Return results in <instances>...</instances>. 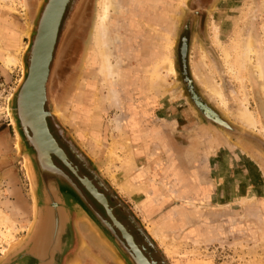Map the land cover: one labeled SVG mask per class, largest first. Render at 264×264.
<instances>
[{
	"label": "rangeland",
	"instance_id": "obj_1",
	"mask_svg": "<svg viewBox=\"0 0 264 264\" xmlns=\"http://www.w3.org/2000/svg\"><path fill=\"white\" fill-rule=\"evenodd\" d=\"M47 1L0 0V214H7L0 264L34 218L9 102ZM99 1L83 0L66 29L70 0L62 20L48 87L59 116L48 117L52 132L102 189L104 180L125 225L158 264H264V0H117L120 8L105 23L112 61L120 62V107L92 59ZM8 55L16 60L11 67ZM191 88L218 120L198 107ZM244 109L254 125L242 118ZM71 137L91 161L74 154ZM88 229L86 261L67 263L122 264Z\"/></svg>",
	"mask_w": 264,
	"mask_h": 264
},
{
	"label": "water",
	"instance_id": "obj_2",
	"mask_svg": "<svg viewBox=\"0 0 264 264\" xmlns=\"http://www.w3.org/2000/svg\"><path fill=\"white\" fill-rule=\"evenodd\" d=\"M83 1L76 0L72 3L73 7L71 8V15L68 17L67 28L70 25V19L72 16H75L76 12L80 8ZM53 4V0H48L40 9V14L37 19V28L33 31L32 37L30 39L29 46L24 55L23 65H24V74L23 77L15 89L14 94L11 97L9 102V111L11 116V121L14 126V129L18 137V147L20 154L25 159V165L27 169V174L31 186V193L33 197V211L34 218L30 224V229L27 235L18 243L16 249H14L11 256L7 257L2 264H62L64 256L67 252L73 247L74 244V233L72 229V216L75 215V220H78L80 214H84L86 217L94 218V224L99 227L97 230L103 235L106 241L108 240L106 234L109 233L111 236L108 240V246L110 249L118 256L122 264H157L156 261H149V258L144 255L141 248L134 240V236L128 231L126 226L122 224L112 212V209L109 206L108 198L99 192L96 188L90 186V182L87 181V177H83L79 174L77 168H75L68 160V154L64 151L63 148L59 146L58 141L55 139V145L52 144L50 138L45 134L44 126L47 131L51 134L49 128L48 117L52 116L55 119H58V113L54 108L49 105V92L48 87L50 83V77L52 74V68L54 63L57 61L59 55L58 33L60 31V26L62 19L65 16L64 13L68 10L70 5V0L66 2L61 11V16L57 21L56 26V35H55V52L53 58L50 60L51 66L44 73V100L42 108V118L38 119L36 112L32 110L31 104L29 101L25 100V94L30 90L32 81L36 75L35 70H37V55L38 49L42 46V35L44 24L47 21L48 12ZM78 5V6H77ZM75 7H78L76 12H74ZM74 14V15H73ZM72 21V20H71ZM59 39V37H58ZM186 53H187V39L184 38L182 45V58L183 65L186 68ZM41 65V64H40ZM39 65V67H40ZM186 73V71H185ZM187 81L191 80L187 77ZM191 93L195 103L198 107L209 117H214L219 119L217 114L212 110L206 103H204L199 95L191 88ZM34 109V107H33ZM44 130V131H43ZM53 135V134H52ZM44 142H47L48 148L43 151L42 146ZM51 142V143H50ZM69 144L74 151V154L80 158L84 163H87L90 160V157L84 152L82 147L76 142L72 137L69 139ZM46 146V147H47ZM44 154L41 160L39 155ZM54 156L60 159L81 181V183L86 187V189L106 208L107 214L110 216L113 221V225L109 223L102 215L92 206L88 201L86 196L83 194L82 190L77 186L73 179L58 165L54 160ZM42 163H45L52 176H48L42 167ZM51 179L52 185H47V181ZM99 180L102 181V179ZM103 184V183H102ZM105 187V185L103 184ZM95 187V186H94ZM48 196H50L48 198ZM117 198V194L115 195ZM54 198V199H53ZM57 199V201H56ZM53 200V201H52ZM124 208H126L130 214L131 218L134 220V212L126 205L123 200H120ZM53 202V203H52ZM56 202V203H55ZM54 205H56L54 207ZM55 208V209H54ZM45 212H51L53 215L51 218L45 217L43 214ZM83 215V216H84ZM134 215V216H133ZM47 220L44 222L48 227V224H51V228L58 226L59 229L55 235V242H52V237H45L47 252L39 255L35 252L29 251L28 247L32 246L33 238L32 235L35 232V229L40 224H43L44 219ZM135 221V220H134ZM93 222V221H92ZM115 226L120 230L121 236L117 234L114 230ZM142 231L144 235L149 239V243L155 248H158L154 236L143 226ZM77 236L81 240L82 234L78 229ZM99 235V234H98ZM100 236V235H99ZM47 239V240H46ZM112 245V246H111ZM143 249H146L145 246H142ZM79 247L78 250L79 251ZM45 251V250H44ZM122 251L128 253L133 262H127L121 256ZM127 255V254H126ZM130 259V260H131Z\"/></svg>",
	"mask_w": 264,
	"mask_h": 264
},
{
	"label": "bare ground",
	"instance_id": "obj_3",
	"mask_svg": "<svg viewBox=\"0 0 264 264\" xmlns=\"http://www.w3.org/2000/svg\"><path fill=\"white\" fill-rule=\"evenodd\" d=\"M67 1L68 0H53V4H52V6L49 9V12L47 14L48 15L47 21L44 24V28H43L42 46L38 49V55H37L38 57H37V60H36L38 69L35 70V73H36L37 76L34 77V79L32 81V85L30 86L31 87L30 90L25 94V100L30 102L32 110H34V112H36L35 115L38 116V119H41L42 118V114H43L42 113V108H43L42 105H43V100H44V96H43V94H44V89H43L44 78H43V76H44V73H46L47 69H49L50 66H51L50 60L53 58L54 52H55L54 40H55V35H56L57 21L59 20V17L61 16V11L63 9V6L66 4ZM81 1H83V0H81ZM77 8L78 7H75L73 13L76 12ZM119 8H120V4L118 3L117 0H100L99 1V14H98L99 15V19H98V22L96 23V28H95V31H94V39H95L96 45L93 48V52H92L93 53L92 59L97 60L98 62H100V64H99L100 65V70L102 71L104 79L108 83V90H107L108 91V95L107 96L109 97V100L111 101V103L113 105H115L116 107H120L121 102H122L120 97H119V91L116 88V82H117V79H118V76H119V69H120L119 65H120V62L119 61L118 62H113L112 61V55H111V50H110L111 42H110V38H109V31L110 30H109L107 24L105 23L106 22L105 20L112 13V11L116 12ZM65 13H64V15H65ZM63 19H64V17H63ZM71 20H72V16H71L70 22H71ZM57 36L59 37V33H58ZM58 37L56 38V41H58ZM250 42H249V44L247 43L248 45H246V47L248 49L247 51H251L252 52V48H251L252 43L250 44ZM15 61L16 60H15L14 56L8 55L7 56V60H6V65L8 67H11V65ZM39 65H40V67H39ZM262 89H263V92H264V86L262 87ZM33 107H34V109H33ZM241 116H242V118L245 119L246 124L254 125V123H255L254 121L255 120L252 117V115L250 114L249 110L247 111L246 109H244V111L242 112ZM122 121H123V116L118 115L116 117V126H118V127L121 126ZM43 128L45 130V134L50 138V141L52 142V144L55 145L54 141H55V139L58 141V139L56 138L55 134L52 132V129L50 128V125H49V128H50L51 134L47 131L45 126ZM52 136H54L55 139ZM16 143L18 145V142H16ZM58 143H59V141H58ZM47 145H48L47 142H44V145L42 146L43 151L46 150V148H48ZM59 146L61 148H63L60 145V143H59ZM64 151L66 152L65 149H64ZM43 155L44 154L39 155V158L44 161V159L42 158ZM56 163L58 164L57 161H56ZM42 167L44 168V170L46 171L45 173L48 176H52L53 175L50 172L49 167L45 163H42ZM73 181H74V179H73ZM87 181L90 182V186L92 188H96L99 192H101L96 187V185L93 184V182L90 179H87ZM101 183H103L105 185V187H104L105 189L104 188L103 189L105 191H107L106 189H108V186L105 184L104 180H102ZM47 185H52V180L51 179H49L47 181ZM77 186H78V184H77ZM101 193L106 196V194L104 192H101ZM83 194L85 195L84 192H83ZM49 197L50 196H48V198ZM86 198L88 199L87 196H86ZM56 201H57V199H56ZM88 201H89V199H88ZM55 206L56 205H54V207ZM43 215L45 217H48V219H49V218L52 217L53 214L51 212H45ZM83 215L80 214V217L77 220V221H80V225L86 224L88 226V227L87 226L86 227L89 228L93 233H95L96 235L99 234L100 236H98V235L97 236L99 237L100 242L102 244H107L108 245V243H109L108 240L112 243V241L110 240L111 236L109 235V233L106 234V237L108 239L106 241V239H104L103 235L99 232V230H97V228L99 229V227L96 224H95V226H93V224L95 223L94 222V218H89L88 216L86 217L85 215L84 216ZM45 217L43 218L44 219L43 224H40L41 226L37 227L35 229L34 234L32 235V238H33L32 246L28 247L29 251L35 252V253H37L39 255L47 252V248L48 247L45 244L46 241H44V238L45 237L49 238L51 236L52 240H53L52 242H55V240H56L55 239V235L57 234L59 229L61 230V228H59L58 226H54L53 229H52L51 228V226H52L51 224H48V227H47L46 224H44V222L47 220V218H45ZM74 217L75 216H72V219ZM1 220H7V214H3V213H2V215L0 214V221ZM91 223H93V224H91ZM116 228L117 227L115 226V228H114L115 231H116ZM126 228L128 229V226H126ZM44 234H45V237H44ZM84 237H86V236H84V234H83V236H81V238H82L81 241H79L80 242L79 245H80V249L81 250H83L87 246V244H86L87 242H86ZM113 246H115V245L113 244ZM149 261H150V259H149Z\"/></svg>",
	"mask_w": 264,
	"mask_h": 264
},
{
	"label": "flooded vegetation",
	"instance_id": "obj_4",
	"mask_svg": "<svg viewBox=\"0 0 264 264\" xmlns=\"http://www.w3.org/2000/svg\"><path fill=\"white\" fill-rule=\"evenodd\" d=\"M61 145V144H60ZM63 148H65L63 145H61ZM66 149V148H65ZM66 152L68 154V160L69 162L75 167L77 168L79 174L83 177H87L88 179H90L94 185H96V187L101 191L104 192L106 194V196L108 197V193H106V191L104 189H102L99 184L97 183L96 179L92 177V175L83 172L81 170V168L79 167L78 163L74 160V158L71 156L70 152L66 149ZM63 168L67 171V173L74 179V181L78 184V186L81 188V190L85 193V195L88 197V199L90 200V202L94 205V207L96 208V210L98 212H102L103 216L106 218V220L111 223L113 225V221L111 220L110 216L107 214L106 208L104 207V205H102L98 200L94 199V197L90 194V192L86 189L85 186L82 185L81 181L78 179V177L66 166V165H62ZM108 202H109V206L112 209V212L114 213V215L116 216V218L122 222L123 224H125L124 220H122V218L120 217L119 213L116 210V207L113 204V201L111 198L108 197ZM101 213V214H102ZM129 232L134 236V240L135 242L138 244V246L141 248V250L143 251V253L150 259V261H156L153 258H151L148 254V252L142 248V245L139 243L136 235L128 228ZM158 264V263H157Z\"/></svg>",
	"mask_w": 264,
	"mask_h": 264
},
{
	"label": "crops",
	"instance_id": "obj_5",
	"mask_svg": "<svg viewBox=\"0 0 264 264\" xmlns=\"http://www.w3.org/2000/svg\"><path fill=\"white\" fill-rule=\"evenodd\" d=\"M75 216V215H74ZM72 229H73V233H74V244H73V247L67 252V254L64 256V264H68L67 262L70 261V260H74L75 258H77L78 260H81V261H86V256L84 255V251L79 249L78 250V247L80 248V242L81 240H79L78 236H77V231L76 229H78L80 231V233L84 234V237L85 240H86V244L89 245V239H88V236H87V232H86V229H88L85 225H80V221H77L75 220V217L72 219ZM89 230V229H88ZM91 231V230H90ZM98 235V234H97ZM99 236V235H98ZM97 236L98 240L100 241L99 237ZM101 243V242H100ZM104 246H106L107 244H103ZM87 247V246H86ZM106 247H108L110 249V247L107 245ZM86 249V248H85ZM84 249V250H85ZM115 254V253H114ZM116 255V254H115ZM117 256V255H116ZM118 258V256L116 257ZM119 259V258H118Z\"/></svg>",
	"mask_w": 264,
	"mask_h": 264
}]
</instances>
